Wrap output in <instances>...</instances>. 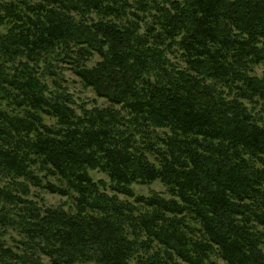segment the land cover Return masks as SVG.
Returning a JSON list of instances; mask_svg holds the SVG:
<instances>
[{"label": "trees", "instance_id": "16d2710c", "mask_svg": "<svg viewBox=\"0 0 264 264\" xmlns=\"http://www.w3.org/2000/svg\"><path fill=\"white\" fill-rule=\"evenodd\" d=\"M258 66L264 0H0V264H264Z\"/></svg>", "mask_w": 264, "mask_h": 264}, {"label": "rangeland", "instance_id": "374dc122", "mask_svg": "<svg viewBox=\"0 0 264 264\" xmlns=\"http://www.w3.org/2000/svg\"><path fill=\"white\" fill-rule=\"evenodd\" d=\"M263 68H264L263 66H258L256 68V72L260 74ZM64 76L66 78V81H62V85L67 86L68 91L71 93L73 99L77 103H86L87 106H90L93 103L99 105H105L107 103L104 99L97 97L92 89L83 88L79 80L70 71L65 70ZM92 175L95 179L97 178L107 179L103 173L96 170L92 171ZM132 188L136 194H143V195H149L153 192H162V193L165 192V187L159 181H153L151 183H146V184L134 183L132 185ZM38 193L43 197L44 202L49 205H54V206L63 205L64 207H67L68 204L70 203V199L64 196H60L58 194H50L42 191H38ZM121 198L124 197L121 196ZM11 237L14 236L11 235ZM11 237L9 236V238H7L9 244L13 243L10 240ZM212 259L217 264H223V262L217 257H213ZM44 261L46 262V264H49L47 259H44ZM86 264H91V263H86Z\"/></svg>", "mask_w": 264, "mask_h": 264}]
</instances>
